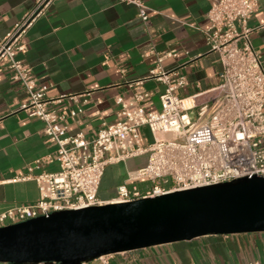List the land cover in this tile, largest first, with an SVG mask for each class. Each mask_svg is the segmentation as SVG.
Segmentation results:
<instances>
[{"label": "crops", "instance_id": "obj_1", "mask_svg": "<svg viewBox=\"0 0 264 264\" xmlns=\"http://www.w3.org/2000/svg\"><path fill=\"white\" fill-rule=\"evenodd\" d=\"M39 1L0 0V43ZM140 1L148 10L147 32L136 7L119 0H49L25 30L22 41L27 50L16 59L32 69L37 84L49 86L47 98L87 94L49 106L59 114L82 109L76 117H66V137L81 133L89 140L103 125L118 120L116 97L129 100L137 90L134 83L155 67V57L142 54L150 36L156 52L177 53L163 66L185 77L186 86L177 91L185 101L194 98L200 105L221 83V63L218 55L209 51L203 34L214 0ZM248 27L264 69V0H257ZM11 74L0 66V213L36 202L38 190L33 177L59 170L55 161H46L55 156L56 146L46 142L43 122L18 112L27 94L11 80ZM140 90L148 94L141 105L146 110H159V96L165 86L150 79ZM139 135L142 147L152 143L147 128H141ZM142 157L108 166L100 184L103 187L108 175V197H99L98 192L99 199H112L116 187L125 180L115 179L110 167L127 164L126 173L134 171L145 165ZM37 161L38 168H33ZM86 264H264V233L204 236Z\"/></svg>", "mask_w": 264, "mask_h": 264}, {"label": "built area", "instance_id": "obj_2", "mask_svg": "<svg viewBox=\"0 0 264 264\" xmlns=\"http://www.w3.org/2000/svg\"><path fill=\"white\" fill-rule=\"evenodd\" d=\"M48 1L40 0L2 40L0 66L11 70V80L24 88L27 98L18 112L43 122L46 142L56 146L55 156L46 161H55L59 170L34 176L37 201L0 213V229L57 212L124 204L252 176L264 178V69L248 27L257 0H214L211 4L203 34L209 51L218 55L222 70L221 83L209 98L200 105L192 98L186 106L187 101L177 94L186 86L185 77L163 66L177 53L156 52L150 36L142 54L154 56L155 67L146 78L134 83L137 90L129 100L116 97L118 120L103 125L89 140L81 133L65 136L66 117H76L82 109L59 114L49 108L63 99L74 101L87 94L47 98L49 86L37 84L32 69L16 59L27 50L22 38L32 16ZM119 1L136 7L147 32L148 10L141 1ZM150 79L165 86L159 96V110H146L141 105L148 94L140 87ZM194 111L196 117L192 120L190 114ZM141 128H147L152 137L147 147L140 144ZM140 156H146L145 165L126 173L112 199H99L106 168ZM38 166L39 161L33 168ZM33 168H27L28 172ZM142 184L145 186L140 187ZM109 256L98 260L104 263Z\"/></svg>", "mask_w": 264, "mask_h": 264}, {"label": "water", "instance_id": "obj_3", "mask_svg": "<svg viewBox=\"0 0 264 264\" xmlns=\"http://www.w3.org/2000/svg\"><path fill=\"white\" fill-rule=\"evenodd\" d=\"M253 233H264V178L260 176L124 204L57 212L1 228L0 264H82L204 236Z\"/></svg>", "mask_w": 264, "mask_h": 264}, {"label": "rangeland", "instance_id": "obj_4", "mask_svg": "<svg viewBox=\"0 0 264 264\" xmlns=\"http://www.w3.org/2000/svg\"><path fill=\"white\" fill-rule=\"evenodd\" d=\"M196 117V114L195 112H193L192 114H190V118L192 120H194ZM141 159L145 160L146 159V156L145 157H142ZM130 167V166H129ZM127 164H119L117 166H114V167H110V168H113L114 169V173H115V179H118V178H125L126 177V170L129 168ZM111 177V176H110ZM105 180V183L103 185V187L101 186L100 189H99V197H108V180H109V177L108 175L105 176L104 178ZM145 185H140V187H144Z\"/></svg>", "mask_w": 264, "mask_h": 264}, {"label": "bare ground", "instance_id": "obj_5", "mask_svg": "<svg viewBox=\"0 0 264 264\" xmlns=\"http://www.w3.org/2000/svg\"><path fill=\"white\" fill-rule=\"evenodd\" d=\"M188 105H189V102L187 101V102H186V106H188Z\"/></svg>", "mask_w": 264, "mask_h": 264}]
</instances>
